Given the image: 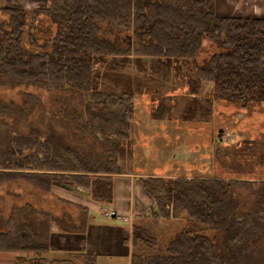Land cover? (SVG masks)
<instances>
[{"label": "trees", "instance_id": "obj_1", "mask_svg": "<svg viewBox=\"0 0 264 264\" xmlns=\"http://www.w3.org/2000/svg\"><path fill=\"white\" fill-rule=\"evenodd\" d=\"M213 1L46 0L45 8L31 12L29 25L27 11L0 8L6 16L0 22V79L77 92L88 110L75 118L74 136L104 145L103 154L80 144L76 151L61 140L40 139L39 131L8 130L3 137L0 131V185L23 180L44 192L80 187L93 202L110 204L112 177L122 173L113 152L127 154L136 100L147 91L133 90L129 81L120 88L122 78L145 85L147 73L153 74L147 81L155 86L156 121L172 120L179 104L173 120L182 123L208 121L214 102L240 109L264 104V19L217 18ZM38 15L49 23L46 29L36 26ZM52 25L51 35L46 31ZM108 31L125 32L124 47L118 38L111 43ZM204 39L220 50L199 64ZM207 86L208 96L201 94ZM15 113L0 102V117ZM263 174L139 177L152 206L125 240L129 264H264ZM19 239H25L20 228L0 232V251L40 256L47 250L26 249ZM81 259L94 264L91 256Z\"/></svg>", "mask_w": 264, "mask_h": 264}, {"label": "rangeland", "instance_id": "obj_2", "mask_svg": "<svg viewBox=\"0 0 264 264\" xmlns=\"http://www.w3.org/2000/svg\"><path fill=\"white\" fill-rule=\"evenodd\" d=\"M2 5L0 0V6ZM28 15L29 25L31 13L29 12ZM4 19L6 16L0 13V22ZM44 19H46L44 16L38 15L35 18L36 26L46 29L49 23ZM42 32L45 31L42 29ZM53 32L54 26L52 25L46 33L52 35ZM125 35V32L108 31L105 36L111 43L115 38H118V45L124 47L122 38ZM219 50L215 43L204 39L196 57L197 63L204 62ZM146 64L149 65V63ZM111 75L117 76L116 73L109 74V76ZM147 76L146 86L143 81L133 82L132 78H122L119 83L120 88L129 81L134 87L133 90L144 91L143 88L147 90L145 91L146 95H141L136 100L131 123L134 129L132 127L127 154L124 152L125 149L122 155L118 150L113 152V157H115L121 172H153L163 177H167V174L180 175L186 172L191 176L222 175L262 178L260 174L264 173V104H250L246 108L240 109L230 103L214 102L213 113L208 121H192L190 123L173 120L179 114V104L172 114V120L156 121L151 119V109L154 105L151 94L155 86L147 81L153 74L148 72ZM140 84L142 85L139 86ZM162 88L170 89L171 86L165 84ZM209 90V86L204 87L201 94L208 96ZM0 102L6 103L16 112L12 116L0 117L2 137L4 133H8V130L19 135H27L31 130H35L39 131L40 139H48L51 144H55V139H57L65 144V148L73 149L75 147L76 151H79L80 148L76 144H80L94 152L101 154L104 152V145L96 143L90 137L74 136L77 133L75 125L78 123L75 118L85 116L88 110L77 92L50 86L17 85L7 79H0ZM148 123L152 126H147ZM243 140L251 141V143L244 144ZM172 148H176L178 151L183 148L184 154L179 158L188 160L186 161L188 164L183 163L181 166V163H176V159L168 161L170 155L167 154V150ZM66 157L68 158V156ZM222 163H225V168L221 170ZM81 190L84 189L81 188ZM84 191L88 195V192ZM45 194L46 192L40 188L23 180L1 184L0 232H11L15 228H20L25 235V239L18 240L22 247L29 249L40 246L37 245L38 241L32 234L41 233L39 225L42 215L41 209L38 208L39 204L44 206L49 201L53 203ZM58 208H69L68 213L74 214V209L71 207L56 203V209ZM148 212L143 216L139 215L131 219L128 237H130L132 223L136 219L144 218ZM170 224L174 227L176 222L173 221ZM170 230L171 228L167 231Z\"/></svg>", "mask_w": 264, "mask_h": 264}, {"label": "crops", "instance_id": "obj_3", "mask_svg": "<svg viewBox=\"0 0 264 264\" xmlns=\"http://www.w3.org/2000/svg\"><path fill=\"white\" fill-rule=\"evenodd\" d=\"M0 8H13L28 13L46 7V0H1ZM213 10L217 18L264 19V0H214ZM209 89V88H208ZM210 91V90H209ZM214 104V103H213ZM214 106V105H213ZM190 123V122H187ZM147 126H152L148 123ZM133 127V126H132ZM188 128V126H186ZM134 129V127H133ZM132 135V132H131ZM131 141V136H130ZM167 154L181 166L188 160L179 158L184 149H168ZM167 170V169H166ZM158 176L150 172H122L112 177L113 199L108 205L93 202L84 190H66L53 187L45 196L50 201L40 205L41 233H33L39 247H47L42 255L0 251V264H82L81 257L91 256L94 264H129L130 247L128 240L130 222H122L104 215L106 211H115L121 218L138 215L148 211L152 200L145 193L138 178L141 176ZM167 177H210L191 176L187 173L166 175ZM56 203L69 208L56 209ZM22 259V260H20ZM79 259V260H78ZM18 260V262H17Z\"/></svg>", "mask_w": 264, "mask_h": 264}, {"label": "built area", "instance_id": "obj_4", "mask_svg": "<svg viewBox=\"0 0 264 264\" xmlns=\"http://www.w3.org/2000/svg\"><path fill=\"white\" fill-rule=\"evenodd\" d=\"M146 212H147V211H141L140 214L135 215V216H132V217H130V218H127V217L121 218V216L117 215V213H116L115 211H111V212H109V211H106V210H105V215H106L107 217L114 218L115 220H120V221H122V222H127V223H129L133 217H137V216H139V215H142V216H143L144 214H146Z\"/></svg>", "mask_w": 264, "mask_h": 264}]
</instances>
